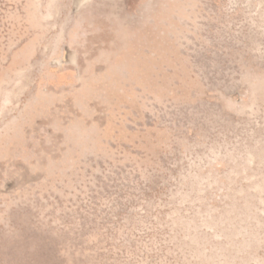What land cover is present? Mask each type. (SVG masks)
<instances>
[{
    "label": "rangeland",
    "instance_id": "rangeland-1",
    "mask_svg": "<svg viewBox=\"0 0 264 264\" xmlns=\"http://www.w3.org/2000/svg\"><path fill=\"white\" fill-rule=\"evenodd\" d=\"M0 264H264V0H0Z\"/></svg>",
    "mask_w": 264,
    "mask_h": 264
}]
</instances>
